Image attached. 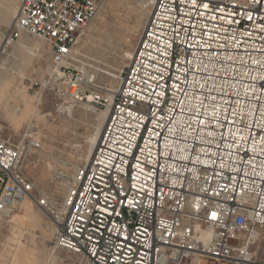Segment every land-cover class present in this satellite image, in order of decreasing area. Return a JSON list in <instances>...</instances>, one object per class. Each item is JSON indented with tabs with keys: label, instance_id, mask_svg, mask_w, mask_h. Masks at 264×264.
Here are the masks:
<instances>
[{
	"label": "built area",
	"instance_id": "1",
	"mask_svg": "<svg viewBox=\"0 0 264 264\" xmlns=\"http://www.w3.org/2000/svg\"><path fill=\"white\" fill-rule=\"evenodd\" d=\"M106 1L20 0L5 38L48 41L68 101L107 111L59 207L39 201L56 247L76 264H264V0H153L111 98L71 59ZM23 154L0 139V214L30 192Z\"/></svg>",
	"mask_w": 264,
	"mask_h": 264
},
{
	"label": "rangeland",
	"instance_id": "2",
	"mask_svg": "<svg viewBox=\"0 0 264 264\" xmlns=\"http://www.w3.org/2000/svg\"><path fill=\"white\" fill-rule=\"evenodd\" d=\"M19 2L0 0L1 9L15 8L0 23V139L24 148L21 172L31 189L0 214V264H76L75 255L56 247V224L39 201L59 207L67 184L86 164L103 109L68 101L62 80L54 78L48 41L22 32L5 45ZM151 3L107 0L72 48V67L93 74L95 85L109 98L129 63L127 54L137 46ZM28 209L39 215L36 222L27 218ZM252 249L263 257L264 240Z\"/></svg>",
	"mask_w": 264,
	"mask_h": 264
},
{
	"label": "bare ground",
	"instance_id": "3",
	"mask_svg": "<svg viewBox=\"0 0 264 264\" xmlns=\"http://www.w3.org/2000/svg\"><path fill=\"white\" fill-rule=\"evenodd\" d=\"M148 1H150V0H148ZM152 1V3H151V5L153 4V0H151ZM151 8V7H150ZM151 10V9H150ZM14 11H15V8L13 7H10V9L9 10H7V8L4 10V9H1L0 8V23L1 22H5L8 18H9V14H11V16L13 15V13H14ZM14 19V18H13ZM13 23V22H12ZM142 30H143V28H142ZM84 31V30H83ZM82 31V32H83ZM81 32V33H82ZM80 33V34H81ZM80 36V35H79ZM78 36V37H79ZM81 38V37H80ZM79 38H78V40H77V43L79 42ZM4 42H5V44H6V40H4ZM76 43V44H77ZM2 47V46H1ZM128 56H127V58H131L132 57V53H128L127 54ZM53 73H54V78L55 79H59V80H62V77L59 75V73L57 72V70L55 69L54 71H53ZM83 74H86V73H88V72H86V73H84V72H82ZM90 74V73H89ZM93 75V74H92ZM93 77L95 78V76L93 75ZM61 85H62V87H64V83H63V81L60 83ZM118 87V86H117ZM65 89V88H64ZM115 91L114 90H112L111 89V93H114ZM101 113V117H103L101 120H100V122L96 125V130H95V132L92 134V136H91V142H90V150H89V153L87 154V156H86V163L87 162H89L90 161V159H91V157H92V155L94 154V152H95V149H96V146H97V143H98V140H99V138H100V135H101V132H102V130H103V126L105 125V123L104 122H106V119H107V111L106 110H103L102 112H100ZM103 121V122H102ZM85 162V161H84ZM69 184V183H68ZM67 184V185H68ZM67 188V187H66ZM57 209V208H56ZM26 213H27V218H29V219H31L32 221H34V222H36L37 221V219L39 218L36 214H35V212H33L31 209H28V210H26ZM26 215V214H25ZM55 224H56V226H55V229H58L59 228V224L58 223H56L55 222ZM53 251V250H52Z\"/></svg>",
	"mask_w": 264,
	"mask_h": 264
},
{
	"label": "crops",
	"instance_id": "4",
	"mask_svg": "<svg viewBox=\"0 0 264 264\" xmlns=\"http://www.w3.org/2000/svg\"><path fill=\"white\" fill-rule=\"evenodd\" d=\"M250 249H251V251H253L252 247H251ZM253 253H254L255 257L258 258V260H259L260 258H262V257H258L254 251H253Z\"/></svg>",
	"mask_w": 264,
	"mask_h": 264
}]
</instances>
